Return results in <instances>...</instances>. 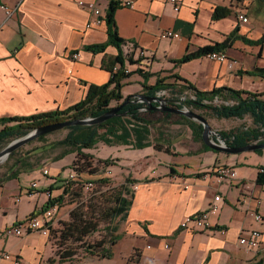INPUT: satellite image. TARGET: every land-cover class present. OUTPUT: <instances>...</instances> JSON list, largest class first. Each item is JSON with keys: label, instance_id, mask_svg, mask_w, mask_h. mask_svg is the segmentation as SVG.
<instances>
[{"label": "crops", "instance_id": "crops-1", "mask_svg": "<svg viewBox=\"0 0 264 264\" xmlns=\"http://www.w3.org/2000/svg\"><path fill=\"white\" fill-rule=\"evenodd\" d=\"M79 1L96 2L106 17L110 0H0V119L65 110L86 98L90 84L110 80L104 59L114 58L119 51L112 45L98 53L86 49L105 43L108 30L106 20L88 27L93 12L81 7ZM117 1L134 4L117 8L116 25L125 41L136 42L152 57L149 64L145 60L134 65L127 62L129 70L152 74L149 85L160 77L171 85L184 84L176 77L181 76L204 92L219 87L241 90L245 85H232L236 79L254 83L256 77L247 72L264 68V41H246L264 36V0H181L178 12L170 0ZM5 8L13 9L12 15ZM217 8L228 13L215 17ZM240 13L249 20L241 21ZM165 30L178 32L181 38L164 39L161 33ZM229 38L223 52L231 62L221 63L207 56L176 62L200 47ZM123 49L125 54L129 50L126 45ZM77 51L80 57L73 59L71 53ZM144 83L139 72L133 74L125 80L124 95L146 94ZM170 123L176 129L173 136L154 135L151 124H147L148 133L140 134L143 127L139 125L135 133L129 131L127 144L107 145L114 149L118 162L129 168L127 177L136 179L131 185L133 203L119 232L130 238L132 252L140 250L138 264H251L264 260V220L258 222L254 216L258 212L264 218V183L257 181L264 168V149L262 154L255 150L230 154L204 149L184 118ZM139 144L145 146L138 148ZM27 160L26 168H15V178L0 179V264H12L5 253L22 257L26 264H71L75 258L61 262L51 253L49 237L41 232L5 235L8 226L44 210L42 206L50 198L62 196L68 186L62 159L50 166ZM135 164L144 167L137 170ZM222 166H229L237 177L229 180L220 176L217 170ZM44 169L49 174L45 175ZM133 170L142 172V177ZM11 181L15 186L7 196ZM34 183L38 186L33 187ZM202 212H208L211 228H182L188 216ZM250 229L262 233L257 249L249 250L238 242L241 232ZM84 257L77 256V264Z\"/></svg>", "mask_w": 264, "mask_h": 264}, {"label": "trees", "instance_id": "trees-1", "mask_svg": "<svg viewBox=\"0 0 264 264\" xmlns=\"http://www.w3.org/2000/svg\"><path fill=\"white\" fill-rule=\"evenodd\" d=\"M121 6V2L117 0H110V5L107 9L106 14V24L108 30L107 41L102 44H92L86 46L87 50L94 51V53L103 52L109 45L115 46L118 49V53L114 58H105L104 66L107 70H109L111 77L107 83L102 85H89L88 93L86 98H84L81 102L76 103L65 110L59 109L52 112H43L37 115H29L22 117H7L0 119V124L3 125L0 130V147L1 145L9 140H16L25 135H27L30 131H33L37 127L42 125H48L58 121H67L71 119H85V118H95L105 112L111 110L113 107L118 106L123 101L125 102L128 99V96L124 95L123 85L125 84V80L130 78L133 72L128 71L127 62L130 64L134 63L133 53L134 49L128 47L129 41H125L123 37L120 36L118 27L116 25L115 12L118 7ZM227 10L217 8L214 12L215 17H223L227 14ZM230 38L227 41L222 43H215L213 45H209L206 47H200L197 51L190 52L187 55H184L181 59H179L178 63L189 62L198 57L208 56L212 52H223L224 49L228 46ZM249 44H257L258 42L264 41V36L262 39L258 41H250L246 39ZM136 48H140L139 45L132 41ZM123 45H126L129 50L125 54L123 49ZM140 75L144 78L145 83L143 84V88L145 90L146 95L156 97L159 92L168 90L172 93V98L170 100L172 107L177 108H191V109H200V111L210 112L215 115L217 118H245L247 116H252L253 126L249 128H238L228 131H220L223 138L230 144L232 147H240L247 146L251 143H264V94L262 93H253L247 90H238L231 89V87H219L214 88L211 91H201L194 84L189 83L185 78L181 76H176L177 79L184 82V84L180 85H171L170 83H165L163 79L158 78L157 83L154 85L147 84L149 77L152 75L149 72H144L143 70L138 69ZM250 76L261 77L264 79V68L257 67L253 71L247 72ZM188 92V93H186ZM188 94V95H185ZM181 96H185L186 99H182ZM132 99H136L133 95ZM195 97V98H194ZM225 100L230 101L226 103H222L219 105L214 104V100ZM112 103H117L116 106H112ZM154 106L156 105L153 103ZM149 105L147 102H130L124 108L121 109L120 114L111 118L110 120H106L100 124L92 125H74L70 126L68 129V134L62 140H55L49 144L52 148L61 145L65 147V150L62 154H59L54 161L58 159H63L65 156L76 153L77 159H74L71 168L75 171H80L83 173L87 170V168L93 166L92 159L89 154L83 153V149L93 148L99 142L104 141L107 145H111L114 142H122L123 144L128 143V138L131 136L129 131L133 130V133L136 132L137 126L143 127L139 133L146 134L148 133L147 124H151V122L147 119L145 113H149L150 115H155L157 113H162V110H151L149 109ZM168 113L169 112H164ZM180 117L184 118L187 122H189V126L192 128L193 137L195 140L202 142L204 145V149H211L203 139L202 133L204 132V126L198 122L186 118L181 115ZM144 125H141L143 124ZM103 130V131H101ZM54 133V132H52ZM51 134V133H50ZM49 134H44L37 138L36 140L45 141L46 137ZM47 141V140H46ZM48 143V141H47ZM138 146V145H137ZM145 145L138 146L143 148ZM156 149H161L160 145L155 146ZM20 148L16 151L14 150L10 157L16 156ZM256 152L262 154V149H256ZM30 151L21 154L19 158L16 159L15 163L11 166L8 173H6L3 180H9L11 178H15V173L17 167L26 168L28 165V160L31 158ZM27 155V156H26ZM80 156H84L83 159V168H79L78 159ZM39 165V159L37 161ZM105 164L110 165V161L107 159L104 160ZM79 169V170H78ZM172 173L175 174L174 168H172ZM68 186L64 190V194L59 197L50 198L47 204L43 205L42 208L44 210H48L51 207L58 206L59 208L64 205L65 195L72 190H74V183H71L72 180H67ZM136 179H131L127 177L126 183L123 186V189H120L118 194L114 197L115 200L109 206L105 207L103 203L98 206L95 204H89L86 208H80V212H76L73 209L70 212V217L72 221L66 223L67 232L65 233L64 239H68L70 236H76V240L81 245H85L87 236L92 235L93 233L99 230V221L105 219L109 221V224L114 222L117 218H120L123 221H126L129 214V209L133 203L134 193L133 190L128 186L135 182ZM258 182L264 183V168H261L259 171ZM83 185V184H82ZM34 212L33 214H35ZM74 218V220H73ZM109 227V226H108ZM111 232L115 233L117 231V226H112ZM117 236L115 238H111V243H115L117 240ZM51 239V237H50ZM84 249L89 251L90 254L108 257V248L106 247V240L104 238L100 239L96 245H85ZM79 251V248H78ZM77 251V256H78ZM140 250L135 249L134 252L129 257V264H138L140 261ZM61 262H65L71 259H76L73 250H67L60 255L56 253ZM251 264H264L263 259H256Z\"/></svg>", "mask_w": 264, "mask_h": 264}, {"label": "rangeland", "instance_id": "rangeland-1", "mask_svg": "<svg viewBox=\"0 0 264 264\" xmlns=\"http://www.w3.org/2000/svg\"><path fill=\"white\" fill-rule=\"evenodd\" d=\"M262 21L264 20L262 19ZM227 57L228 60L231 62L232 59L229 58V55ZM133 59L135 61L134 63L145 60V62L149 64L152 61V57L149 56L147 52L146 54H143V56H140L139 54L135 56L133 55ZM129 71H132L133 74H135L137 73L135 71L138 70L134 69ZM255 79L256 82L254 83L250 80H246L244 83H242V81L236 79L232 85L243 84L245 85V89H241V90H247V91L249 90V92L264 94V79H262L261 77H256ZM159 95L165 97L166 99L169 98L171 99L173 96L172 93H170V91L168 90L160 92ZM183 97L185 96H181L182 99ZM226 102H230V101L215 99L213 103L219 105ZM167 103L171 107V103L169 100H167ZM116 105L117 103H112V106H116ZM184 108L187 110L196 111L201 115L205 116V118L214 128V130L218 132L222 130L231 131L233 129H238V128L247 129L253 126L252 116H247L245 118H217L215 115H213L210 112L200 111V109H191L187 107ZM162 111H163L162 113H157L155 115L154 114L150 115L149 113H145L144 116H146L147 119L152 122L151 125L153 127L154 135H158V133L160 135L162 133H169L170 136H173L175 134L176 129L172 127L173 124L170 123V121L182 117H180L181 115L178 113L169 112L165 110ZM164 112H169V114L168 113L166 114ZM182 128L186 129V127L184 126H182ZM68 132H69L68 129H63V130L60 129L58 131H55L54 133L49 134L46 137L48 143L46 140L45 141L34 140L32 142L24 144L22 147H20V151L16 156L15 155L12 157L9 156L5 160L0 162V179L3 180L6 173H8L9 168L15 163L16 159L19 158L21 154H24L28 151L32 153L31 154L32 160L37 161L39 159V162L41 164L45 163V164H49L50 166V164L54 161V159L59 154H62L64 152L65 147L59 145L56 146L55 148H52L51 146H49V144L55 140H60V139L62 140L64 137H66ZM12 141L13 140L4 142L0 147V152ZM159 142L164 144L161 141ZM82 152L83 153L85 152L86 154H89L91 157H93L92 168L91 167L87 168V170L83 173H80V171H75L73 169L71 171L70 169L74 159H77L76 153H71L65 159H62V161L60 160V165L65 167L64 171L66 172L65 174L66 176H69L68 174L72 173L73 171L76 173L75 177L71 179L72 180L71 183H74L73 185L75 188L65 197V203L64 205H62V209L60 210V212L58 207L55 213V219L53 220L54 225L53 228L51 229L50 235L48 236L50 243L52 244L51 253L53 252V255H56V253L60 255V253L67 251L68 249L73 250L74 254H76L75 255L76 259L72 261L71 264H77V251L79 248L78 256H86V258L84 257V259L82 260L81 264H129V257L134 251L132 252V244L130 238L125 236L122 237L121 233L119 232L120 230L119 226L121 227L123 225V222H125L120 218H117L114 222L110 224L109 221L102 219L101 221H99V230L85 238L86 240L85 245L89 244L92 246L96 245V243L100 239L104 238L106 240V247L108 248L107 250L108 257L106 258L96 255H95L96 257H93L92 254L89 253V251L84 249L83 246L85 245L84 244L81 245L76 240V236H78V233L76 234V236H70L68 239H64L65 233L67 232L66 223L72 221V218L70 217V212L73 209H75V211L79 213L80 208L82 207L86 208L89 204L93 205L95 203L99 206L101 202L103 203V205H105V207L109 206L110 204H112V202H114L115 200L114 197L118 194L120 189L124 188L123 186L126 183V179L129 173L128 172L129 168L126 166V164H122L118 162V160L120 159L117 155H114V149H112L110 146H107V143H105L104 141H101L93 148L83 149ZM80 157L81 158L78 159V166L79 168H83L84 156H80ZM106 159L110 161V165L108 166L104 162V160ZM130 159L131 161L134 160V158H130ZM143 167L144 165L135 164V168L137 170H140ZM133 172L137 175V177H142V172H137L134 170ZM90 181L93 184L92 187L85 188L82 185V182L85 183ZM131 185L132 184H129L128 186L132 189ZM14 186H15L14 181H11L6 191L7 196L9 192L13 190ZM112 226H117L118 228L115 233L114 232L112 233L111 229H109L112 228ZM116 236L118 237L116 242L111 243L112 240L111 238H115Z\"/></svg>", "mask_w": 264, "mask_h": 264}, {"label": "built area", "instance_id": "built-area-1", "mask_svg": "<svg viewBox=\"0 0 264 264\" xmlns=\"http://www.w3.org/2000/svg\"><path fill=\"white\" fill-rule=\"evenodd\" d=\"M80 2V1H79ZM170 2L172 3V5L174 6V11L178 12L181 7H182V1L181 0H170ZM81 7H85L89 10H91L93 12L94 15V19L89 21L88 23V27H91L93 25L97 26L100 25L102 22H104L106 19L105 16L102 15L100 9L97 7L96 2L94 1H90V2H84L81 1L80 2ZM121 5H126V6H130L133 7L134 4L131 1H124L121 2ZM6 12L8 15H12L13 13V9L10 8H5ZM238 18L243 21V22H247L248 21V17L246 15H244L243 13H240L238 15ZM161 37L164 39L167 38H171L173 40L175 39H180L181 38V34L172 30H165L161 33ZM128 47L131 49H134L135 52L133 53V55H137L139 54L140 56H143V54H146V50L144 49H140V48H136L133 42H129L128 43ZM228 55L224 52H212L210 53L207 57L210 59H216L218 62H226L228 60ZM71 57L73 59H78L80 57L79 52H72L71 53ZM129 69L126 70V72H128ZM195 98V97H194ZM183 99H185V97H183ZM217 172L220 174V176H222L223 178H227L229 180L235 179L237 177L236 172L229 168V166H222L219 167V169L217 170ZM44 173L45 175L49 174V170L44 169ZM76 173L73 171L71 174H69L68 179L67 180H71L75 177ZM83 186L85 188H89L92 187L93 184L92 182H82ZM38 184L34 183L33 187H37ZM58 206H54L49 208L48 210H42L39 212H36L35 214H32L31 216L27 217L26 219L20 221L19 223H17L16 225H10L6 228L5 230V235L7 236H12V237H21L23 235L26 234H31V233H35V232H41L43 233L44 236H49L51 233V229L53 228L54 225V219H55V213L57 211ZM217 209V207H214L212 210L213 212H215ZM255 219L258 222H262L264 220L263 216L260 215L258 212L255 213ZM182 228L185 229H197L199 230H206L211 228V223L209 221V217H208V212H202L199 214H193L191 216H188L184 223L182 224ZM262 233L260 231H258V229H250L247 231H242L241 235L239 237V244L242 245V247H245L249 250L251 249H257L260 246V242L262 241ZM168 247V246H166ZM6 259L11 260L12 264H26V262L24 261V259L20 256H12V254L10 253H5L4 254Z\"/></svg>", "mask_w": 264, "mask_h": 264}, {"label": "water", "instance_id": "water-1", "mask_svg": "<svg viewBox=\"0 0 264 264\" xmlns=\"http://www.w3.org/2000/svg\"><path fill=\"white\" fill-rule=\"evenodd\" d=\"M130 95L126 101L122 102L116 107H113L111 110L105 112L104 114L99 115L95 118H85V119H71L67 121H58L54 122L48 125H42L40 127H37L33 131H30L27 135L13 140L10 142L1 152H0V162L5 160L7 157L10 156V154L15 150L22 147L24 144L32 142L39 138L40 136L44 134H50L52 132L66 129L70 126L74 125H96L100 124L106 120H110L111 118L117 116L120 114V111L122 108H124L128 103L130 102H147L149 105V109L151 110H165L169 112L178 113L180 115L185 116L186 118H189L194 121L200 122L204 126V132L202 133L204 142L211 147L214 151H222L230 154H238L241 152H248V151H254L256 149H264V143H251L247 146H240V147H232L221 135V132L215 131L214 128L211 126L209 121L205 118V116L201 115L200 113L193 111V110H187L184 107L183 108H177V107H170L168 105L167 100L165 97H162L161 95L154 96H148L146 94H137L133 95L136 97V99H132ZM170 101V100H169ZM155 103L156 105L154 106Z\"/></svg>", "mask_w": 264, "mask_h": 264}]
</instances>
